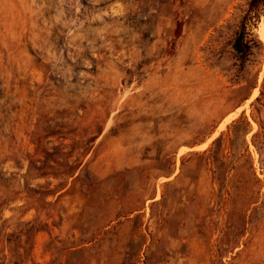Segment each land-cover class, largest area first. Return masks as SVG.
<instances>
[{"label":"rangeland","instance_id":"obj_1","mask_svg":"<svg viewBox=\"0 0 264 264\" xmlns=\"http://www.w3.org/2000/svg\"><path fill=\"white\" fill-rule=\"evenodd\" d=\"M0 264H264V0H0Z\"/></svg>","mask_w":264,"mask_h":264},{"label":"water","instance_id":"obj_2","mask_svg":"<svg viewBox=\"0 0 264 264\" xmlns=\"http://www.w3.org/2000/svg\"><path fill=\"white\" fill-rule=\"evenodd\" d=\"M239 41V40H238Z\"/></svg>","mask_w":264,"mask_h":264}]
</instances>
